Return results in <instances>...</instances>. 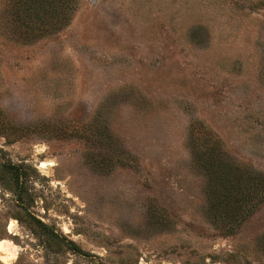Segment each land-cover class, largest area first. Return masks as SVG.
<instances>
[{
	"label": "rangeland",
	"instance_id": "374dc122",
	"mask_svg": "<svg viewBox=\"0 0 264 264\" xmlns=\"http://www.w3.org/2000/svg\"><path fill=\"white\" fill-rule=\"evenodd\" d=\"M66 17L21 43L0 0L11 264H264V199L226 231L205 164L264 183V0H70Z\"/></svg>",
	"mask_w": 264,
	"mask_h": 264
},
{
	"label": "trees",
	"instance_id": "16d2710c",
	"mask_svg": "<svg viewBox=\"0 0 264 264\" xmlns=\"http://www.w3.org/2000/svg\"><path fill=\"white\" fill-rule=\"evenodd\" d=\"M69 3L70 0H7L9 20L19 36L15 40L25 43L58 30L67 20ZM211 158L210 154L205 159L212 175L208 191L210 217L232 233L264 199V183L252 172L218 164Z\"/></svg>",
	"mask_w": 264,
	"mask_h": 264
},
{
	"label": "bare ground",
	"instance_id": "6f19581e",
	"mask_svg": "<svg viewBox=\"0 0 264 264\" xmlns=\"http://www.w3.org/2000/svg\"><path fill=\"white\" fill-rule=\"evenodd\" d=\"M54 162L52 161H45L42 162V167L48 169L49 165H53ZM15 226V222L12 221L9 230L12 231ZM18 253V247L13 244L8 239H1L0 240V257L1 259L6 262L7 264H11V262L15 259L16 255Z\"/></svg>",
	"mask_w": 264,
	"mask_h": 264
}]
</instances>
